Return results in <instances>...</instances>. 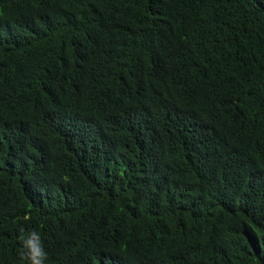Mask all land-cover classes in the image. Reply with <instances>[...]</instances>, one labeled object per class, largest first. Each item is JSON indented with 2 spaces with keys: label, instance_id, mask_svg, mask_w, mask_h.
<instances>
[{
  "label": "trees",
  "instance_id": "16d2710c",
  "mask_svg": "<svg viewBox=\"0 0 264 264\" xmlns=\"http://www.w3.org/2000/svg\"><path fill=\"white\" fill-rule=\"evenodd\" d=\"M264 264V0H0V264Z\"/></svg>",
  "mask_w": 264,
  "mask_h": 264
},
{
  "label": "clouds",
  "instance_id": "9594fccd",
  "mask_svg": "<svg viewBox=\"0 0 264 264\" xmlns=\"http://www.w3.org/2000/svg\"><path fill=\"white\" fill-rule=\"evenodd\" d=\"M20 257L26 260L27 264H44L47 260L48 255L38 232L32 231L28 236L21 237Z\"/></svg>",
  "mask_w": 264,
  "mask_h": 264
}]
</instances>
